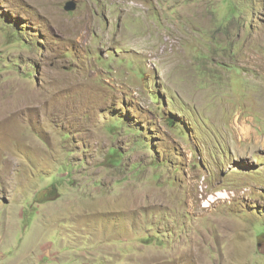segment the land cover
I'll use <instances>...</instances> for the list:
<instances>
[{
    "label": "rangeland",
    "instance_id": "rangeland-1",
    "mask_svg": "<svg viewBox=\"0 0 264 264\" xmlns=\"http://www.w3.org/2000/svg\"><path fill=\"white\" fill-rule=\"evenodd\" d=\"M0 264H264V0H0Z\"/></svg>",
    "mask_w": 264,
    "mask_h": 264
},
{
    "label": "water",
    "instance_id": "water-1",
    "mask_svg": "<svg viewBox=\"0 0 264 264\" xmlns=\"http://www.w3.org/2000/svg\"><path fill=\"white\" fill-rule=\"evenodd\" d=\"M76 8V3L74 1H68L65 6L64 10L65 11H73ZM152 101L155 103L156 101L154 100L153 97H151Z\"/></svg>",
    "mask_w": 264,
    "mask_h": 264
},
{
    "label": "bare ground",
    "instance_id": "bare-ground-1",
    "mask_svg": "<svg viewBox=\"0 0 264 264\" xmlns=\"http://www.w3.org/2000/svg\"><path fill=\"white\" fill-rule=\"evenodd\" d=\"M88 22H90V19H88ZM178 34V33H177ZM177 37V36H176ZM180 37V36H179ZM181 39V38H180ZM173 41V40H172ZM167 42V41H166ZM80 43H83V41H81ZM168 43V42H167ZM80 46V45H79ZM82 46V45H81ZM170 47V46H169ZM169 50V49H168ZM57 74H53L52 78H56Z\"/></svg>",
    "mask_w": 264,
    "mask_h": 264
}]
</instances>
